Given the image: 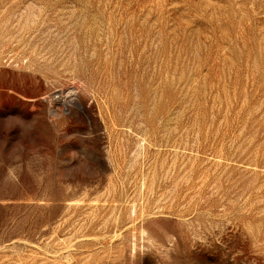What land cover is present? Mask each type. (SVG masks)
Segmentation results:
<instances>
[{
    "label": "rangeland",
    "instance_id": "rangeland-1",
    "mask_svg": "<svg viewBox=\"0 0 264 264\" xmlns=\"http://www.w3.org/2000/svg\"><path fill=\"white\" fill-rule=\"evenodd\" d=\"M0 264H264V0H0Z\"/></svg>",
    "mask_w": 264,
    "mask_h": 264
}]
</instances>
